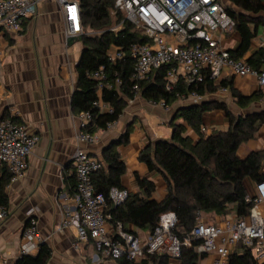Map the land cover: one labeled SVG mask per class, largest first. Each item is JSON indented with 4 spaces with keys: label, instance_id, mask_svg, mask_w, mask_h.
Wrapping results in <instances>:
<instances>
[{
    "label": "trees",
    "instance_id": "trees-1",
    "mask_svg": "<svg viewBox=\"0 0 264 264\" xmlns=\"http://www.w3.org/2000/svg\"><path fill=\"white\" fill-rule=\"evenodd\" d=\"M228 1L233 8L227 7V12L235 21L234 30L241 38L239 47L231 50L230 55L234 60L241 61L246 58L256 37V30L252 29V25L262 22V18L258 17L264 14V4L261 0ZM80 6L83 28L80 40L85 49L77 67L78 85L72 106L78 114H93L94 121L89 128V133L93 136L99 130H106L109 124L117 122L129 102L137 96L170 108L178 103L179 96H188L195 92L206 97L227 89L237 105L243 109L250 107L257 98L264 97L262 92L260 96L244 97L234 89L233 81L216 82L210 76L198 87L188 86L180 80L173 91H167L165 79L170 69L168 66L154 71L146 80L137 83L132 79L135 60L131 57L130 49L133 44L147 43L148 38L126 19L124 13L115 9L114 0H80ZM112 48L120 50L124 55L115 64L108 57ZM247 63L260 71L264 65V50H260ZM102 68L114 88L110 90L104 86L99 96V83L89 75ZM117 80L122 81V86H116ZM136 86L137 90L134 89ZM98 99L111 105L113 114H99L94 107ZM214 109L225 111L229 129L207 135L203 132L204 115ZM179 120L183 123H178ZM263 124L264 113L236 117L225 104L212 101L199 105H182L172 124V138L150 144L139 158L151 173H158L163 177L167 190L165 200H154L156 184L139 178L140 192L127 194L125 202L117 206L110 194L113 189H122L126 165L117 148L128 144L127 133L105 150L102 160L104 168L93 177L96 191L104 194L107 199L105 213L109 217V223L113 227L122 225L125 232L135 236L136 233L131 228L152 234L161 216L173 212L178 218V224L172 230V235L183 241L196 227L199 214L231 217L236 220L248 217L253 209V201L245 182L248 179L255 183L264 182V151L252 152L241 158L239 150L245 143L256 138ZM189 129L196 135L197 140L188 135ZM9 183L10 176L5 172L0 180V208H9ZM51 257L52 249L48 244H43L35 256H22L16 264H48ZM205 259V256H200L196 251L183 249L179 262L201 264ZM116 262L172 264V258L167 253L151 254L145 249L143 257L137 263L131 262L126 255ZM228 264L262 263L254 258L250 249L239 245L237 251L230 256Z\"/></svg>",
    "mask_w": 264,
    "mask_h": 264
},
{
    "label": "crops",
    "instance_id": "crops-1",
    "mask_svg": "<svg viewBox=\"0 0 264 264\" xmlns=\"http://www.w3.org/2000/svg\"><path fill=\"white\" fill-rule=\"evenodd\" d=\"M261 1L264 4V0ZM222 2L226 7L233 8L228 0ZM258 18H262V22L252 25V29L256 30V37L244 59L246 62L260 50H264V14ZM69 39L65 15L55 0L45 1L40 6L37 17L29 19L20 34L0 33V47L3 51L0 122L5 118L15 117L40 138L22 179L12 182L8 169L0 166V180L5 172L10 176L7 187L10 216L7 220L0 221V255L9 264H16L21 258L23 232L31 210L36 211L44 244L52 249L48 264H117L116 261L102 258L93 242L81 250H76L75 228L60 229L63 220L74 211L68 198L75 192L77 185L73 158L79 148L103 160L105 150L129 133L128 144L117 148L126 165L120 192L139 193L140 178L156 184L154 200L162 202L167 196L163 177L158 173H151L139 158L150 144L172 138V119L182 105L176 103L166 108L137 96L129 102L111 129L99 130L95 135L96 141L92 144H80L77 140L80 133V114L73 109L72 101L78 85L77 67L85 48L81 37L74 44ZM240 43L241 38L235 30L226 35L225 45L229 51L236 50ZM263 68L264 65L261 69ZM223 80L233 81L234 89L247 98L260 96L262 92L255 77L240 78L227 73ZM207 101L225 104L236 117L264 113V97L257 98L246 109L237 105L228 90L227 93L219 91L203 97L200 104ZM203 121L207 135L229 129L226 113L221 109L207 112ZM178 123L183 121L179 120ZM188 135L197 140L190 129ZM256 151H264V124L256 138L240 148L239 156L245 158ZM262 173L264 174V165ZM263 183L246 180L249 196L255 198L258 195V186ZM260 208L264 216V204ZM208 218L214 221L213 224L221 225L231 217H205L206 220ZM131 231L142 241H146L150 234L133 228ZM237 249L238 247L234 252ZM213 261L214 257H209L201 264H213ZM172 264L180 262L172 261Z\"/></svg>",
    "mask_w": 264,
    "mask_h": 264
},
{
    "label": "built area",
    "instance_id": "built-area-1",
    "mask_svg": "<svg viewBox=\"0 0 264 264\" xmlns=\"http://www.w3.org/2000/svg\"><path fill=\"white\" fill-rule=\"evenodd\" d=\"M47 0H0V33L20 34L24 24L37 17L40 6ZM61 7L66 20L67 37H81L80 0H55ZM117 11L124 13L126 19L140 30L148 42L133 44L131 57L135 60L132 79L135 82L146 80L154 71L170 67L166 76V89L173 91L180 80L188 86L198 87L207 76L216 82L223 80L227 73L236 77H255L264 94V68L256 71L246 61H236L225 45L228 33L235 29V21L228 14L222 0H114ZM111 63L124 58L123 53L112 48L108 52ZM3 51L0 47V72L3 66ZM89 77L99 83L98 95L104 86L113 89L108 82L105 69L90 74ZM116 86H122L117 80ZM135 90L138 89L136 86ZM227 93V89L220 90ZM203 97L195 92L188 96H179L181 105L202 102ZM154 105L164 104L153 103ZM94 107L99 114H113L111 105L98 99ZM80 144H92L96 137L89 133L94 116L90 112L81 113ZM116 123V122H115ZM115 123L109 124L111 129ZM206 133V129L203 128ZM40 142L37 135L31 133L27 125L8 117L0 122V166L8 169L11 181L23 178L29 168V160ZM77 185L75 192L68 198L74 211L67 216L61 230L75 228L74 248L81 250L90 242L102 258L118 261L127 256L131 262H139L145 249L151 254L167 253L172 261L179 262L182 250L196 251L206 258L214 257L213 264H228L234 250L242 245L251 250L259 263H264V216L261 205L264 204V183L258 186V195L252 198L253 209L244 219L230 218L223 224L209 223L199 214L197 225L183 241L172 235L178 224L175 213L161 216L160 222L146 241L125 232L122 225L113 227L106 215L107 199L95 189L93 177L104 168L101 159L79 148L73 158ZM111 199L115 205H121L127 199V193L113 189ZM10 216L9 208H0V221ZM198 243L196 246L195 244ZM43 238L39 231L36 211L29 212V221L24 229L20 254L35 256ZM0 264H9L0 255Z\"/></svg>",
    "mask_w": 264,
    "mask_h": 264
},
{
    "label": "water",
    "instance_id": "water-1",
    "mask_svg": "<svg viewBox=\"0 0 264 264\" xmlns=\"http://www.w3.org/2000/svg\"><path fill=\"white\" fill-rule=\"evenodd\" d=\"M78 40H79V37H72V38L69 39V42H70L71 44H74V43L78 42ZM198 105H199V104H198ZM178 112H179V109L175 112V114H174L172 120H175L176 115H177ZM249 115H250V114H249ZM249 115H247V116H249ZM241 117H243V116H241Z\"/></svg>",
    "mask_w": 264,
    "mask_h": 264
},
{
    "label": "rangeland",
    "instance_id": "rangeland-1",
    "mask_svg": "<svg viewBox=\"0 0 264 264\" xmlns=\"http://www.w3.org/2000/svg\"><path fill=\"white\" fill-rule=\"evenodd\" d=\"M225 3H226V2H225ZM227 7H228V6H227ZM204 217H207V216L204 215ZM207 220H208L209 223H214V221H213L212 219L210 220V218H208Z\"/></svg>",
    "mask_w": 264,
    "mask_h": 264
}]
</instances>
